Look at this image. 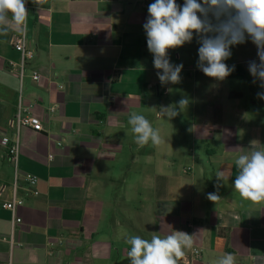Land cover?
Here are the masks:
<instances>
[{
  "label": "crops",
  "instance_id": "crops-1",
  "mask_svg": "<svg viewBox=\"0 0 264 264\" xmlns=\"http://www.w3.org/2000/svg\"><path fill=\"white\" fill-rule=\"evenodd\" d=\"M153 2L49 0L39 10L28 0L34 58L23 75L8 66L21 61L18 32L0 35V264H129L128 235L173 231L194 234L179 264H215L225 253L264 264V202L232 186L237 156L253 140L264 148V88L248 71L257 48L250 39L233 46L225 62L244 76L217 81L197 69L194 35L169 50L182 82L162 86L143 29ZM182 97L189 103L178 116H158ZM131 112L160 129L158 146L134 142ZM27 114L42 119L43 132L18 126ZM4 137L18 141L16 161ZM17 171L37 177L36 187ZM217 191L221 200L207 199ZM13 200L22 202L15 214L1 206Z\"/></svg>",
  "mask_w": 264,
  "mask_h": 264
},
{
  "label": "clouds",
  "instance_id": "clouds-1",
  "mask_svg": "<svg viewBox=\"0 0 264 264\" xmlns=\"http://www.w3.org/2000/svg\"><path fill=\"white\" fill-rule=\"evenodd\" d=\"M40 10L49 0H31ZM28 0H0V35L9 31L23 32L26 28ZM148 17L143 24L147 49L153 56V66L161 85L182 82L183 64L170 60L169 50L191 43L198 37V60L196 67L205 76L223 81L235 71V65L225 61L232 56V47L250 39L257 48L258 61L248 62L253 82L264 88V0H154L148 6ZM257 97L264 100V91ZM188 99L182 97L174 105L160 106L159 117L172 120L187 108ZM127 125L134 142L144 147L162 142L160 129L143 114L131 112ZM127 134V133H126ZM248 152L241 153L234 161L237 174L233 189L243 200L253 204L264 202V148H257L258 141L250 142ZM225 171L215 172L217 181L225 179ZM219 186V185H218ZM216 203L222 198L217 192L207 194ZM126 243L129 264H179L194 244V234L173 231L161 236L153 232L150 239L128 235ZM215 264H237L233 253H225Z\"/></svg>",
  "mask_w": 264,
  "mask_h": 264
},
{
  "label": "built area",
  "instance_id": "built-area-1",
  "mask_svg": "<svg viewBox=\"0 0 264 264\" xmlns=\"http://www.w3.org/2000/svg\"><path fill=\"white\" fill-rule=\"evenodd\" d=\"M28 13L30 10L29 3L26 4ZM12 47L20 52L21 54V61L19 64H15L13 62H10L8 64L9 68H19L21 71V74L23 75L24 70L28 66V63L34 58V52L29 48L28 42H27V24L26 28L23 32H18L14 35L12 39ZM40 79V76L38 72H33L32 74V80L34 82H38ZM55 109H51V112H55ZM17 123L19 127L31 129L34 132L41 133L44 131V123L42 119L39 116L27 114V115H20L17 119ZM1 144L3 146L8 147L10 157L13 161H16L18 157L19 152V143L16 140H12L8 137H4L1 139ZM52 159V157H50ZM21 177L25 182H27L33 189L36 187L38 179L37 177L30 175V174H23L19 171L16 172V178ZM34 194L37 195V191H34ZM22 202L18 200H13L11 202H5L2 203V208L6 209L8 211H11L13 214H15L16 209L19 205H21ZM15 223H21V219L16 218L14 219ZM194 254L196 256L200 255L199 250H195Z\"/></svg>",
  "mask_w": 264,
  "mask_h": 264
},
{
  "label": "trees",
  "instance_id": "trees-1",
  "mask_svg": "<svg viewBox=\"0 0 264 264\" xmlns=\"http://www.w3.org/2000/svg\"><path fill=\"white\" fill-rule=\"evenodd\" d=\"M237 69L238 68L235 67V71L230 76H228L226 79H238V78H242L244 75L243 74H238V72H237L238 70ZM240 96L241 95L238 94V93H231L230 98L237 99Z\"/></svg>",
  "mask_w": 264,
  "mask_h": 264
},
{
  "label": "rangeland",
  "instance_id": "rangeland-1",
  "mask_svg": "<svg viewBox=\"0 0 264 264\" xmlns=\"http://www.w3.org/2000/svg\"><path fill=\"white\" fill-rule=\"evenodd\" d=\"M185 75H192L193 77H195V73L194 72H190V73H184ZM182 75V74H181Z\"/></svg>",
  "mask_w": 264,
  "mask_h": 264
}]
</instances>
